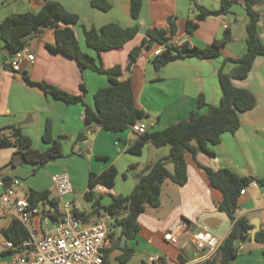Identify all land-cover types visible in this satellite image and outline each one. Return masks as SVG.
Here are the masks:
<instances>
[{
	"label": "crops",
	"instance_id": "0c3cea01",
	"mask_svg": "<svg viewBox=\"0 0 264 264\" xmlns=\"http://www.w3.org/2000/svg\"><path fill=\"white\" fill-rule=\"evenodd\" d=\"M46 1L60 3L68 12L79 16L80 24L73 29L84 52L96 57L105 68L116 65L122 67V74L118 79L132 82L136 104L147 115L141 122L146 125L148 132L189 120L193 115L205 114L207 109L198 107L200 95L205 97L208 104L218 105L222 97L219 69L225 59L239 58L246 52L248 15L243 0H236L231 13L201 22L193 35L186 32L187 21L197 15L192 0H142L137 20L132 15V0H106L111 5L107 12L92 7V0H0V26L9 16L39 12ZM196 1L207 9L215 10L223 0ZM255 10L261 16L258 31L264 44V4L256 5ZM170 18L176 25L175 34H172L168 23ZM112 23L125 28L138 26L139 33L123 48L101 54L86 45L84 27L101 28ZM148 30L162 33L169 39V44L185 42L190 47L197 48L221 40L226 30L230 31L232 40L218 59L178 60L160 71L152 63L154 51L160 45L154 43L142 49L136 63L128 70L129 55L147 39ZM55 44L54 29H45L29 36L26 46L34 56V61L22 62L21 70L15 72L12 62L17 58L15 55L8 56L0 32V138L10 136L13 128H19L32 141L35 149L44 151L48 147L43 141L48 122L52 126L54 139L65 137L61 141L64 158L49 163L36 173L32 165L18 166L4 175L0 173V178H17L22 182V190H49L52 192L51 198H58L52 177L58 173H67L73 184V193L66 199L75 202L80 211L88 212L92 205L86 200L85 194L90 190L91 173L100 174L110 166L118 170L113 187L100 185V190L94 191L102 196L101 202L107 206L112 202V196L126 197L134 190L136 179L128 172L130 166L137 165L141 170L147 163L166 157L170 149L167 146L161 148L148 144L140 156H135L127 152L137 137L131 130L117 135L102 130L96 124L88 127L85 123L84 103L95 109L96 92L112 83L107 75L91 69L82 71L76 61L61 53H52L46 47ZM4 57L7 59L3 60ZM234 66L233 63H228L225 71L230 72ZM25 74L33 82H46L72 96L82 95L80 85L83 83L86 88L84 103L77 101L68 104L57 100L40 89L27 85ZM234 85L249 90L255 96L254 109L241 114L238 131L222 135L220 143L212 147L214 157L204 153H198L195 158L190 154L186 155L187 183L178 186L168 180L162 185L160 206L148 207L138 217L139 232L133 239H121L120 229L115 228L112 233L110 229L112 235L109 234L105 252L106 264H153L150 257L155 254L180 264H208L213 258L214 255L210 252L195 248V235L201 231L208 232L223 243L233 222L225 212L220 211L223 194L212 186L203 167L213 170L228 169L241 177L264 176V57L256 59L248 78L235 80ZM80 134L86 135L84 141H77ZM3 151H7L4 152L6 154ZM14 152V148L0 149V157L8 156V164ZM167 168L169 170L168 165ZM29 190L24 191V197ZM17 196L24 198L19 194ZM84 199L87 206L82 208L80 202ZM61 206L60 201L58 219L62 215ZM48 213H55L51 206L49 210L33 218L27 226L32 238H41L51 226L42 222L44 215ZM235 216L237 219L246 218L252 229L255 228L252 223H256L259 231L264 230V186L246 188V193L240 195ZM11 222L10 217L0 215L1 264H13L10 253L4 248L7 240L3 234V230ZM172 227L179 236V245H172L164 239V235ZM125 246L132 248L134 252L127 262L122 263L119 258L123 255L122 248ZM3 252L6 254L3 255ZM231 264H264L263 246L256 242L255 236L250 234V238L240 245L238 256Z\"/></svg>",
	"mask_w": 264,
	"mask_h": 264
},
{
	"label": "trees",
	"instance_id": "16d2710c",
	"mask_svg": "<svg viewBox=\"0 0 264 264\" xmlns=\"http://www.w3.org/2000/svg\"><path fill=\"white\" fill-rule=\"evenodd\" d=\"M132 2V15L137 20L142 9V0H132ZM243 2L248 15L246 52L239 58L225 59L219 69L218 80L222 92L220 103L210 105L206 102L205 97L200 95L197 100L198 107L206 108L205 114L193 115L189 120L181 121L162 130L147 131L142 135H137L135 141L128 147V153L140 156L144 147L150 144L154 147L169 146L168 155L155 162L147 163L141 170L137 165L130 166L128 172L132 173L136 179L134 190L126 197L112 196V202L107 206L102 204V196L95 193L94 188L97 185L113 187L118 170L114 166H110L100 174L91 173L90 190L85 194V198L92 206L88 212H76L77 217L89 222L98 221L101 216L107 214L111 219L109 222L111 233L113 229L117 228L120 229L121 239H133L139 232L138 217L148 207L158 208L160 206L162 185L168 180L178 186H184L187 183L186 155L190 154L195 158L198 153H204L209 157H214L215 152L212 147L220 143L222 135L238 131L241 126V114L254 109L256 98L249 90L236 87L234 81L248 78L256 59L264 57V44L258 31L261 16L255 10V6L264 4V0H243ZM192 3L197 15L186 23V32L189 35L195 33L201 22L231 13V7L236 3V0H223L220 7L215 10L199 5L196 0H192ZM91 5L103 12L111 9V5L106 0H92ZM168 23L172 34H175L174 20L170 18ZM78 24H80L78 15L68 12L60 3L46 1L43 8L37 13L28 12L7 17L0 26V32L5 44L4 49L8 56L12 57L27 45L29 36L41 33L45 29H54L56 44L46 46L50 52L61 53L73 59L82 71L91 69L107 75L112 84L96 92L94 96L95 109L84 103L83 96L86 93V88L83 83L80 85L82 91L80 96H72L46 82H33L27 74L24 75L26 84L68 104L77 101L84 103L85 123L88 127L96 124L106 132L117 135L126 133L131 130L133 124L141 121L147 115L136 104L132 82L118 79L122 74V67L116 65L113 68H105L96 57L83 51L73 29ZM138 33V26L125 28L113 23L101 28L88 29L84 27L86 45L97 51L98 54L123 48ZM146 35L147 39L131 51L128 70L136 63L142 49L154 43L167 46V50L162 55L154 57L152 60L154 68L160 71L178 60L188 58L218 59L222 55V50L232 40L230 31L226 30L221 40H215L209 46L197 48L190 47L187 43L178 46L169 44V39L155 30H148ZM228 63L235 65L230 72L225 71V66ZM63 139L65 137L62 136L54 139L52 126L48 122L43 135V141L48 145L46 150L35 149L32 146V141L19 128H13L10 136L0 138V149H15L8 166L16 168L22 165H32L34 173H36L49 163L64 158L61 143ZM85 139L86 135L80 134L77 141ZM168 164L173 165V173L167 169ZM203 169L208 174L212 186L223 194L220 211L225 212L233 222L229 235L208 264L215 262L231 264L238 256L240 245L250 238L252 229V225L246 218L237 219L235 216L241 191L249 187L252 182H256L258 186H264V176L261 178L241 177L228 169L213 170L207 167H203ZM2 178L10 180L12 177L4 176ZM51 196L52 192L49 190L38 192L34 189H30L26 195L33 206L50 204L55 211L51 217L57 221L60 216V200L55 197L51 198ZM3 234L6 240L12 242L16 247L22 246L24 242L31 239L28 228L18 220H12L9 227L3 230ZM255 240L263 246L264 256V230L256 233ZM122 249L124 253L119 261L125 263L131 258L134 250L127 246ZM4 254L6 252H3Z\"/></svg>",
	"mask_w": 264,
	"mask_h": 264
},
{
	"label": "built area",
	"instance_id": "2783aa9c",
	"mask_svg": "<svg viewBox=\"0 0 264 264\" xmlns=\"http://www.w3.org/2000/svg\"><path fill=\"white\" fill-rule=\"evenodd\" d=\"M181 42L178 45H183ZM175 45V44H174ZM167 50L165 44L159 45L154 51V56H160ZM16 60L12 62L15 72L21 70L22 62H33L34 56L27 46L15 54ZM131 132L142 135L147 132V127L141 121L131 127ZM118 145V142H116ZM54 188L62 204V215L57 221L52 220V214L43 217V224L48 230L41 238L31 237L22 246L16 247L12 242L6 241L4 248L10 252L13 264H105V252L108 247L110 234V217L104 214L95 222H85L76 216V212L82 213L78 205L66 198L73 193V184L67 173H58L52 177ZM250 186L257 187L256 182ZM22 187V182L17 178L5 180L0 178V215L18 220L26 227L32 219L40 216L43 211L41 206H33L27 197L18 198L16 189ZM100 190L97 185L94 191ZM246 189L241 191V195ZM164 239L172 245H179V236L172 227ZM193 244L200 251L210 252L215 255L221 246V242L211 233L199 232L195 235ZM153 264H180L160 254L150 257ZM2 255L0 254V264Z\"/></svg>",
	"mask_w": 264,
	"mask_h": 264
},
{
	"label": "rangeland",
	"instance_id": "374dc122",
	"mask_svg": "<svg viewBox=\"0 0 264 264\" xmlns=\"http://www.w3.org/2000/svg\"><path fill=\"white\" fill-rule=\"evenodd\" d=\"M167 147L170 149L169 146H167ZM7 150H9V149H7ZM4 152H7V151H3V154H6ZM7 157L8 156H6V157H0V173L3 174V175L5 173H9L11 171V169H12V167H10V166L7 165V161H8L7 160L8 159ZM168 166H169V170H170L169 172L170 173H173V168H174L173 165L172 164H168ZM29 179H30V177H29ZM29 179L26 180V181H29ZM28 190H29L28 188L25 189V190H22V188H18V189H16V192L20 196L24 197L25 196L24 191H27L28 192ZM80 203H81L82 208H84V207L87 206V203H86L85 199L83 201H81ZM41 208H42V211L44 212V211L50 209V205H48V204H41ZM61 208H62V206H61Z\"/></svg>",
	"mask_w": 264,
	"mask_h": 264
},
{
	"label": "water",
	"instance_id": "95a60500",
	"mask_svg": "<svg viewBox=\"0 0 264 264\" xmlns=\"http://www.w3.org/2000/svg\"><path fill=\"white\" fill-rule=\"evenodd\" d=\"M6 59H7L6 57L3 58V60H6ZM252 224L255 226V228L250 230V234L255 236V234L260 230V228H259L258 224H256V223H252ZM124 242H125V240H123V244H124Z\"/></svg>",
	"mask_w": 264,
	"mask_h": 264
}]
</instances>
